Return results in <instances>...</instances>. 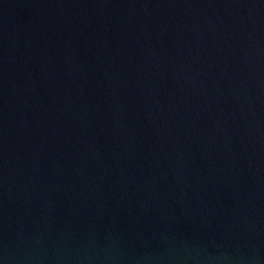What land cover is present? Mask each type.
Segmentation results:
<instances>
[{
	"label": "water",
	"instance_id": "95a60500",
	"mask_svg": "<svg viewBox=\"0 0 264 264\" xmlns=\"http://www.w3.org/2000/svg\"><path fill=\"white\" fill-rule=\"evenodd\" d=\"M0 264H264V0H0Z\"/></svg>",
	"mask_w": 264,
	"mask_h": 264
}]
</instances>
